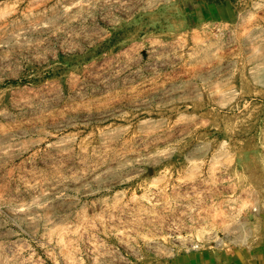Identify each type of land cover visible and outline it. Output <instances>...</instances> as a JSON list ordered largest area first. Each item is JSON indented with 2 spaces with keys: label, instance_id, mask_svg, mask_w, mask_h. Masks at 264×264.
Listing matches in <instances>:
<instances>
[{
  "label": "rangeland",
  "instance_id": "1",
  "mask_svg": "<svg viewBox=\"0 0 264 264\" xmlns=\"http://www.w3.org/2000/svg\"><path fill=\"white\" fill-rule=\"evenodd\" d=\"M0 264H264V0H0Z\"/></svg>",
  "mask_w": 264,
  "mask_h": 264
}]
</instances>
